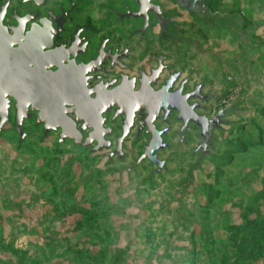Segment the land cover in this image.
<instances>
[{"label": "rangeland", "instance_id": "374dc122", "mask_svg": "<svg viewBox=\"0 0 264 264\" xmlns=\"http://www.w3.org/2000/svg\"><path fill=\"white\" fill-rule=\"evenodd\" d=\"M206 1L232 14L228 24L181 12L180 45L168 50L226 95L209 154L191 155L195 138L170 141L162 169L134 168L131 140L109 159L32 124L19 142L8 124L0 264H264V0Z\"/></svg>", "mask_w": 264, "mask_h": 264}, {"label": "flooded vegetation", "instance_id": "af4514ba", "mask_svg": "<svg viewBox=\"0 0 264 264\" xmlns=\"http://www.w3.org/2000/svg\"><path fill=\"white\" fill-rule=\"evenodd\" d=\"M183 5L178 0H0V83L17 92L20 103L31 102L30 117L22 120L23 140L25 124L60 139L61 128L46 133L45 123H38L39 110L31 109L43 105L48 122L74 124L70 134L81 143L65 141L91 153L122 159L131 140L139 154L134 168L147 161L160 170L154 157L162 169L158 155L171 149L170 141L181 146L195 138L191 155L207 156L195 120L207 126L218 117L214 139L229 112L226 95L214 94L207 79H198L189 56L168 49L180 45L181 12L221 26L232 14L211 10L206 0H183ZM7 99L8 121L0 134L12 123L19 137L17 101ZM157 133L160 141L148 157Z\"/></svg>", "mask_w": 264, "mask_h": 264}, {"label": "water", "instance_id": "95a60500", "mask_svg": "<svg viewBox=\"0 0 264 264\" xmlns=\"http://www.w3.org/2000/svg\"><path fill=\"white\" fill-rule=\"evenodd\" d=\"M182 7H184L183 5V0H178ZM39 97V95H43L44 93H40L37 92L36 93ZM8 97L13 98L14 100L17 101L16 105H15V110H16V125H15V131L19 134V142H22L25 134L21 129V125H22V120L24 118H29L30 115L28 114V106L31 104L30 101H26V102H19V99L17 97V92L12 91L10 89L7 88V86H2V84L0 83V130L2 129L3 125L8 121V110H9V104H8ZM32 110H39V116L40 119L38 120V123H45L44 124V128H45V132L47 133V131L51 128V129H58L61 128L62 133L60 135V139H59V143H63L67 138H69L70 140L73 141V143L75 145H79L81 143L80 138L76 135H73L72 133L70 134L71 130L74 129V124L73 123H66L65 121H60L58 120V122L56 123H51L48 122V120H46V118L44 117L45 114V110L46 108H44V106H32L31 107ZM174 109V108H173ZM76 121H79L78 118ZM195 123L201 128V144L200 147H202L203 149H205L208 153H209V146L211 145V141L213 139V131L215 129H217V127L219 126V118H214L208 121L207 126H204L203 124H201L200 121L195 120ZM130 126V120H127L125 122V130ZM71 129V130H70ZM70 130V131H69ZM73 133L75 131H72ZM125 133L123 134V137L119 140V147H120V141L125 137ZM161 135V133H157L156 136L153 137L151 144H150V150L147 153L148 157H150L149 153L151 152L152 148L155 149V147H157L158 142L160 141L159 136ZM90 140H87L84 145L86 147H88L90 145L91 142H89ZM103 147H107V144H105V146H97V148H95L93 150V152H95L96 150H101ZM161 148L163 146H160ZM206 152V153H207ZM147 155L142 156L141 159H144ZM203 158V156H202ZM150 159L155 162L158 166L159 169H161V166L163 165L162 162L156 160L154 157H150ZM201 159V158H200ZM140 161V160H139Z\"/></svg>", "mask_w": 264, "mask_h": 264}, {"label": "trees", "instance_id": "16d2710c", "mask_svg": "<svg viewBox=\"0 0 264 264\" xmlns=\"http://www.w3.org/2000/svg\"><path fill=\"white\" fill-rule=\"evenodd\" d=\"M249 145H252V144H249ZM244 230H245V229H243V231H244ZM233 231L235 232V231H237V230H233ZM254 231H256V230H255V229H252V228L247 229V230L245 231L246 234H244V236H243V237H244V240H245V239H248V238H246V237H250V238H251V237H252V234H253Z\"/></svg>", "mask_w": 264, "mask_h": 264}]
</instances>
